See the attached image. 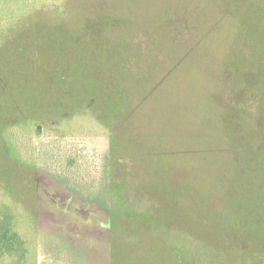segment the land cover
<instances>
[{"label":"rangeland","instance_id":"374dc122","mask_svg":"<svg viewBox=\"0 0 264 264\" xmlns=\"http://www.w3.org/2000/svg\"><path fill=\"white\" fill-rule=\"evenodd\" d=\"M261 92L264 0H65L1 31L0 204L27 263L264 264V120L242 106ZM93 114L115 138L100 199L17 164L1 137L22 120L77 133ZM29 145L52 165L101 161Z\"/></svg>","mask_w":264,"mask_h":264},{"label":"trees","instance_id":"16d2710c","mask_svg":"<svg viewBox=\"0 0 264 264\" xmlns=\"http://www.w3.org/2000/svg\"><path fill=\"white\" fill-rule=\"evenodd\" d=\"M62 2H65V0H0V32L24 18L35 15L45 5ZM225 97L228 102L227 107L235 104L236 98H232L229 92L226 93ZM242 98H244L242 106L246 112L245 117H257L258 120L263 121L264 109H261V107L254 108L255 103L264 98L263 92L260 96L252 95ZM92 118L94 122L90 123L91 128L85 127L83 131L77 133L72 132V130L62 131L59 129V122L46 125L42 130L33 121L10 122L6 125L1 137L10 158L17 164L28 168H37L80 195L86 194L100 199L105 193L111 196L110 187L112 182H109L108 174L109 169L113 167L115 162L113 155L115 138L111 133L108 120L94 114ZM39 135L60 142L66 141L68 144L71 142L81 143L94 154L101 155L99 166L95 165L93 170L87 171L73 158H68L65 162L57 160L60 165L48 163L44 150L37 148L41 150L37 152L29 145L30 141ZM27 256V242L16 230V218L7 204L1 203L0 264H28Z\"/></svg>","mask_w":264,"mask_h":264}]
</instances>
